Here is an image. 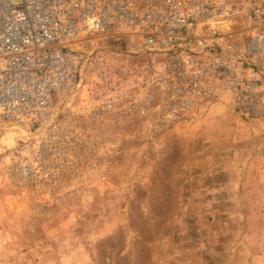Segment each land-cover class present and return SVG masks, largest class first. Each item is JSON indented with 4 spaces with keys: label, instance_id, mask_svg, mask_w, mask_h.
<instances>
[{
    "label": "built area",
    "instance_id": "1",
    "mask_svg": "<svg viewBox=\"0 0 264 264\" xmlns=\"http://www.w3.org/2000/svg\"><path fill=\"white\" fill-rule=\"evenodd\" d=\"M263 98L264 0H0V176L19 191L90 190L120 125Z\"/></svg>",
    "mask_w": 264,
    "mask_h": 264
},
{
    "label": "rangeland",
    "instance_id": "2",
    "mask_svg": "<svg viewBox=\"0 0 264 264\" xmlns=\"http://www.w3.org/2000/svg\"><path fill=\"white\" fill-rule=\"evenodd\" d=\"M115 134L83 193L0 176V264H264V98L255 117L213 102Z\"/></svg>",
    "mask_w": 264,
    "mask_h": 264
}]
</instances>
